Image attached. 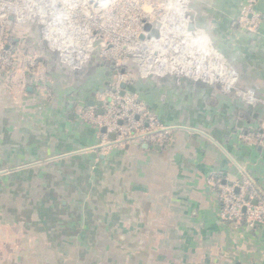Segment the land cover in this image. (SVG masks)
Segmentation results:
<instances>
[{"label": "crops", "instance_id": "obj_1", "mask_svg": "<svg viewBox=\"0 0 264 264\" xmlns=\"http://www.w3.org/2000/svg\"><path fill=\"white\" fill-rule=\"evenodd\" d=\"M182 1L171 14L183 16ZM194 2L201 25L210 17L212 34L228 41L232 91L169 92L158 104L150 92V111L170 131L161 142L106 147L82 120L110 80L89 50L70 64L43 45L51 70L37 83L20 75L37 89L13 95L4 84L0 180L14 197L0 219V264H264V223L222 221L212 182L247 180L264 202V103L250 101L264 100V0L257 31L236 26L246 0Z\"/></svg>", "mask_w": 264, "mask_h": 264}, {"label": "rangeland", "instance_id": "obj_2", "mask_svg": "<svg viewBox=\"0 0 264 264\" xmlns=\"http://www.w3.org/2000/svg\"><path fill=\"white\" fill-rule=\"evenodd\" d=\"M194 1H182L185 11L180 16L178 8L171 14V4L176 5L177 0H0V94L6 83L12 85L13 95H20L22 87L37 89L33 83L40 80V71L51 70L50 65L44 68L41 63L43 45L50 49V56L56 51L58 58H68L70 64L89 50L93 58L101 57L110 80L100 86L101 93H96L97 100L81 114L82 120L100 133L102 140L108 129L119 141L120 130L114 129L125 124L128 114L135 117L136 125L130 126L119 146L131 141L161 142L170 131L150 111L145 99L150 92L159 93L158 104L166 101L169 92L232 91L229 79H233L234 70L227 66L224 54L228 41L212 34L210 17L201 25ZM256 6L245 3L236 22L239 29L257 31L260 27L259 18L246 15L248 7L253 13ZM43 15L48 17L37 18ZM146 24L162 32L159 40L147 39ZM150 45L155 46L152 56ZM150 57L156 60L154 65ZM213 63L219 65L217 69ZM22 71L33 82L29 86L26 77L20 76ZM198 77L200 80H195ZM250 101L264 103L261 99ZM101 128L106 132L101 133ZM8 197H14L8 191V178L1 179V220L8 219Z\"/></svg>", "mask_w": 264, "mask_h": 264}, {"label": "built area", "instance_id": "obj_3", "mask_svg": "<svg viewBox=\"0 0 264 264\" xmlns=\"http://www.w3.org/2000/svg\"><path fill=\"white\" fill-rule=\"evenodd\" d=\"M256 0H246L248 4H255ZM246 15L249 19L259 18L254 12L250 13V8H247ZM68 59V58H67ZM129 118L128 114L125 115V124L118 122L122 127H115L114 130H120L119 141H112L109 139L111 131L107 129L108 134H102L103 144L108 147L110 145L122 144L125 140L126 132L130 131V126L136 125L135 117L131 116ZM137 121V120H136ZM255 136L249 135L244 136L243 139L247 142L255 141L257 138ZM214 185L220 186V211L219 217L222 221L235 224H243L246 227H255L264 223V202L258 200V195L253 189H251L250 183L247 180H242L236 185H220V181H212ZM256 201V204L253 202Z\"/></svg>", "mask_w": 264, "mask_h": 264}, {"label": "water", "instance_id": "obj_4", "mask_svg": "<svg viewBox=\"0 0 264 264\" xmlns=\"http://www.w3.org/2000/svg\"><path fill=\"white\" fill-rule=\"evenodd\" d=\"M190 30H192V27H190ZM145 31L148 32L147 39H153V40L157 41V40H159V38L162 35V32L159 29L153 28L150 24H146L145 25ZM140 38L143 39L144 36H141ZM121 88L122 89L124 88L123 84H121ZM105 132H106V129L105 128H101V133H105ZM108 137L112 141L115 140L114 134H110ZM253 203L256 204V201H254Z\"/></svg>", "mask_w": 264, "mask_h": 264}, {"label": "bare ground", "instance_id": "obj_5", "mask_svg": "<svg viewBox=\"0 0 264 264\" xmlns=\"http://www.w3.org/2000/svg\"><path fill=\"white\" fill-rule=\"evenodd\" d=\"M182 20V19H181ZM148 44H150V43H148ZM161 46V45H160ZM165 46V45H164ZM167 48V47H166ZM170 49V48H169ZM166 51V50H165ZM152 52L153 51H151L149 54L152 56ZM150 55H148V56H150ZM152 59V61L154 60V58H151ZM201 66V65H200ZM202 69V68H201Z\"/></svg>", "mask_w": 264, "mask_h": 264}]
</instances>
